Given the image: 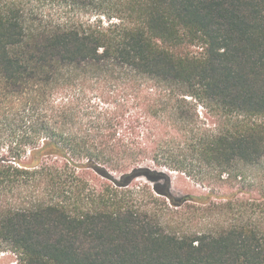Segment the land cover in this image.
I'll return each mask as SVG.
<instances>
[{
    "label": "trees",
    "instance_id": "obj_1",
    "mask_svg": "<svg viewBox=\"0 0 264 264\" xmlns=\"http://www.w3.org/2000/svg\"><path fill=\"white\" fill-rule=\"evenodd\" d=\"M1 254L264 264V0H0Z\"/></svg>",
    "mask_w": 264,
    "mask_h": 264
},
{
    "label": "rangeland",
    "instance_id": "obj_2",
    "mask_svg": "<svg viewBox=\"0 0 264 264\" xmlns=\"http://www.w3.org/2000/svg\"><path fill=\"white\" fill-rule=\"evenodd\" d=\"M199 111L204 112V109H199ZM165 173H167L172 180V193L174 196L180 198L187 195H194V196H200L204 193H208V189H203L200 187L199 184H201V179L205 177V173L202 172L200 169H188V174L181 173L178 171H169V170H163ZM190 173V174H189ZM147 183L148 186L152 187V184L147 182L145 178H140L134 182V185H145ZM240 187V185H237L233 188H219L220 190L217 192V194L221 197L222 195L227 194H233L235 193ZM250 197V193H242L239 194L238 199H247ZM214 201H223L220 199H214ZM14 261V257L9 254H1L0 255V264H11Z\"/></svg>",
    "mask_w": 264,
    "mask_h": 264
}]
</instances>
